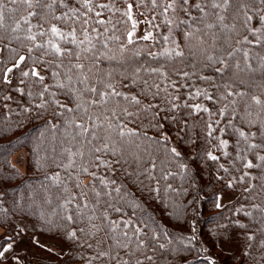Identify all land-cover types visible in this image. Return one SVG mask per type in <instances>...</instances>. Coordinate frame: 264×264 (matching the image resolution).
Here are the masks:
<instances>
[{"label": "trees", "instance_id": "16d2710c", "mask_svg": "<svg viewBox=\"0 0 264 264\" xmlns=\"http://www.w3.org/2000/svg\"><path fill=\"white\" fill-rule=\"evenodd\" d=\"M170 2L2 0L0 245L65 246L22 264H264V2ZM129 4L152 38L128 43ZM222 137L255 177L231 180ZM221 192L235 197L217 208Z\"/></svg>", "mask_w": 264, "mask_h": 264}, {"label": "rangeland", "instance_id": "374dc122", "mask_svg": "<svg viewBox=\"0 0 264 264\" xmlns=\"http://www.w3.org/2000/svg\"><path fill=\"white\" fill-rule=\"evenodd\" d=\"M130 15H131V28H130L129 32L134 33L132 38L144 37L149 32L152 33V37H153V31L151 29H146L144 27L143 19L141 20V18L136 13H134L132 11L130 12ZM176 21H177L176 18L171 19V23L176 22ZM133 24H135V27H133ZM164 36L167 37V39H165ZM263 37H264V34H263ZM163 38H164L163 42H164L165 46H167L168 48H174L175 37H174V34L172 31H168V32H166V34H163L160 41H162ZM9 67H12V66L10 65V66H8V68ZM10 74L11 73H8V77L10 76ZM207 93H209V91ZM201 96H203L202 93H201ZM193 97L197 101L199 100L198 98H196V95H194ZM13 103L15 106H18V99L16 98L13 101ZM222 139L227 142V144L225 146V149H226L225 153H227V155H225V153H224V157H226V160L223 161V165H224V168L227 169L226 172H230V175L232 177L231 180L240 179L242 176L253 177L255 174L256 175L258 174V172L261 168H263V165L261 164V162H257L256 165H254L252 168L241 169L239 166V161L237 159L236 154L239 155V153L241 151L245 152V150H240V152L235 151V153H234L233 144L230 143L229 140H227L228 138L222 137ZM12 160L19 164V162L20 163L22 162V156L18 155L17 158H15V160H14V156H13ZM234 170H235V173L234 174L231 173ZM245 173H247V175H245ZM218 197H220V199L217 201V203H221V205H223L224 203L233 200L235 197V194L229 193V192H221L218 194ZM35 241H39V243L42 246H44L45 248H47V250L37 248L34 246V244L30 243L29 248L31 251L33 250V252L35 254L33 255L32 258L30 255H27V258L29 261L35 260V259H39V260L43 259V260H48V261L54 260L56 253L61 254L62 252L65 251V246L56 238L43 236L41 234H35ZM219 244L223 249L230 250L232 245H233V235L227 241L219 240ZM83 262L77 261L74 263V261H73L74 264H83ZM90 264H96V263H95V261H90ZM114 264H124V261L119 260V259H114Z\"/></svg>", "mask_w": 264, "mask_h": 264}, {"label": "snow or ice", "instance_id": "6c2138e0", "mask_svg": "<svg viewBox=\"0 0 264 264\" xmlns=\"http://www.w3.org/2000/svg\"><path fill=\"white\" fill-rule=\"evenodd\" d=\"M13 2H15V0H13ZM24 3H27L29 4V6H31V0H23ZM53 2H55V0H53ZM89 2V0H85V4L87 5V3ZM153 4L156 3V0H152ZM178 0H171L170 3H168L167 7L165 8V12H167L169 9H173L174 10V6L177 4ZM262 2H264V0H262ZM179 3L181 4H187L188 3V0H179ZM229 3V0H223V5L227 6ZM0 6H2V0H0ZM101 7H107L106 5H101ZM129 12L131 10V7L132 5L129 4ZM196 7H199V5H196ZM213 7H220L219 4H214ZM91 10V9H90ZM35 13H29V16L31 15H34ZM97 15H99V13H97ZM129 19H131V15L129 14ZM249 20L252 19V17H248ZM0 20H2V12H0ZM261 20H264V17H261ZM3 25L0 24V27H2ZM17 27H19V25H17ZM133 27H135V24H133ZM51 33L54 35V36H61L62 37V34L60 32V30L56 27V26H52V28L50 29ZM133 32H129L128 33V43H133V40H132V37H133ZM35 37L34 36H30L29 39H34ZM152 38V33H147L143 39L144 40H148ZM165 39H167V37H165ZM37 47H40V45H37ZM51 48L57 53L59 54L61 52V49L60 47H58L56 44H51ZM29 51H31V49H29ZM181 53L177 52L176 55H180ZM26 60V57L25 56H20L19 59L12 65V67H9L7 69V71L4 73V82L7 83L8 82V73H11L13 71V69H16V68H19L21 63L24 62ZM23 76L25 77H28L29 75L31 76H34V77H38L39 80H43L44 77L41 76L39 74V72L37 71L36 68H32L31 71H24L23 73ZM187 75V74H185ZM109 87H111V85H109ZM117 95H119V93H116ZM200 93H197V95H199ZM210 99V97H208ZM255 99V98H254ZM133 102L134 103H137L139 104L140 102L138 100H136L135 97L132 98ZM256 103H260V101L257 99L256 100ZM41 107L43 105H40ZM175 107V105L173 106ZM201 106L200 105H196L195 106V109L196 110H200ZM204 111H207V109H204ZM209 136L212 135V129H211V125H209ZM129 135H136L135 132L129 130L128 133ZM121 136L125 135V132L123 130H121V133H120ZM241 135L243 136L244 134L241 133ZM227 142L226 141H221V145L222 146H226ZM107 147V145L105 146ZM250 147H257V145H251ZM97 151H99V149H97ZM172 151L174 153H176V150L175 149H172ZM176 155H179V153H176ZM225 155H227V153H225ZM208 158L210 160H217L218 157L213 155L212 153H208ZM259 159L261 160H264V156H261L259 157ZM103 163V162H102ZM254 165L252 164L251 161H249L248 163H246L244 165L245 168H252ZM222 167V166H221ZM84 172H87L88 169L87 168H84L83 169ZM225 171H227V169H225ZM245 175H247V173H245ZM241 180H243V177H241ZM229 188H231L233 186V182L232 181H229L228 182V185H227ZM218 200L220 199V197L217 198ZM221 203H217L216 204V207L219 208L221 207ZM69 219H71V217H69ZM70 238H74L75 237V233H69L68 234ZM252 237H249V239H251ZM37 244H39V241H36ZM14 249V244L13 243H7V246H3V245H0V264H3V262H6L10 257H9V253ZM209 264H212V262L210 261Z\"/></svg>", "mask_w": 264, "mask_h": 264}, {"label": "crops", "instance_id": "0c3cea01", "mask_svg": "<svg viewBox=\"0 0 264 264\" xmlns=\"http://www.w3.org/2000/svg\"><path fill=\"white\" fill-rule=\"evenodd\" d=\"M1 233V228H0ZM7 243H13L14 249L9 253V259L6 262H3V264H22V258L20 256L21 252H26L27 255H30L33 257L35 254L33 250L31 251L29 248V242L24 238H19L12 241H7L3 243V246H7Z\"/></svg>", "mask_w": 264, "mask_h": 264}]
</instances>
